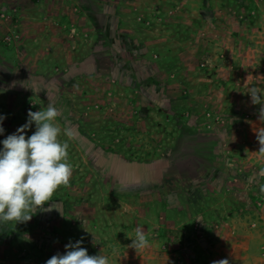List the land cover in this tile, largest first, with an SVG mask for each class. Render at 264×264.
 I'll return each instance as SVG.
<instances>
[{"label": "rangeland", "instance_id": "374dc122", "mask_svg": "<svg viewBox=\"0 0 264 264\" xmlns=\"http://www.w3.org/2000/svg\"><path fill=\"white\" fill-rule=\"evenodd\" d=\"M119 1L47 0L41 21L10 43L0 23L3 45L26 73L18 85L28 109L13 116L28 119L49 103L61 110L56 124L73 176L52 201L90 216L99 238L103 216L123 217L104 241L115 256L109 264H264V178L256 173L264 155L258 140L248 146L264 123L247 93L264 88V0H123L131 6L123 18L104 13ZM192 143L200 172L182 183ZM134 219L150 247L132 254ZM28 229L36 246L34 221ZM67 239L54 242L63 253ZM77 240L99 254L101 242Z\"/></svg>", "mask_w": 264, "mask_h": 264}, {"label": "clouds", "instance_id": "9594fccd", "mask_svg": "<svg viewBox=\"0 0 264 264\" xmlns=\"http://www.w3.org/2000/svg\"><path fill=\"white\" fill-rule=\"evenodd\" d=\"M247 93L252 104L261 105L258 118L264 123V88L252 86ZM60 115L61 110L51 103L43 110H29L27 122L0 141L3 145L0 149V225L29 222L38 209L44 210V205L53 200L61 186H70L73 165L69 162V144L59 139L61 128L56 121ZM4 119L0 115V134L4 133ZM33 124L35 131L26 136V130ZM257 140L258 152L264 155V127L257 129ZM129 238L132 243L128 247L137 253L150 247L149 234L143 226L137 225L135 237ZM24 239L30 237L25 235ZM98 240L95 237L93 244ZM81 245L82 240L69 241L63 254L56 253L45 264H109L107 255L101 252L89 255ZM212 264H229V260H216Z\"/></svg>", "mask_w": 264, "mask_h": 264}, {"label": "crops", "instance_id": "0c3cea01", "mask_svg": "<svg viewBox=\"0 0 264 264\" xmlns=\"http://www.w3.org/2000/svg\"><path fill=\"white\" fill-rule=\"evenodd\" d=\"M47 0H39V3H30L26 0H22L23 3L17 6L18 12L20 15L19 26L16 28V35L19 34L18 29L23 27L25 24L35 25L38 24L41 20V13L45 11V6ZM6 0L3 3H0V6L7 5ZM27 2V3H26ZM123 4L122 7L116 6L115 8L111 6H107L104 10L105 14H114L117 18L119 16L123 18L129 11H131V6L124 3L123 0L117 2L116 4ZM121 14V15H120ZM125 19V18H124ZM123 19V20H124ZM120 22V20L118 19ZM1 23V22H0ZM39 41V40H38ZM14 51L6 48L2 43V38H0V115L6 117L3 121V125L7 127L4 128L5 131L3 134H0V141H3L8 135L13 134L12 126H22L27 122L26 117L13 116L11 111H19L26 113L28 109L27 102V94L28 91L26 87H20L18 83L25 79L26 73L22 70V63L16 60L13 57ZM51 63V62H48ZM41 65V69L44 70L47 68V64L39 63ZM19 76V77H18ZM18 77V78H17ZM6 91H3L5 90ZM203 137V136H200ZM253 141L248 145L250 147H256L255 144L257 140V136L252 137ZM255 141V142H254ZM217 142V141H216ZM218 144V143H216ZM192 146L195 148V151L190 154V156L184 158L183 163L185 170L187 169L188 174L184 176L182 174V170L180 167V181L182 183H190L197 180L200 169L199 166L201 163L198 161L195 163L194 159L196 156L200 154L198 149V143H192ZM258 146V145H257ZM3 145L0 143V149H2ZM215 145L210 146V148H214ZM196 148L198 150H196ZM176 154L173 153V156ZM195 157V158H194ZM175 158V157H173ZM179 166V162L177 163ZM76 204H73L74 206ZM44 205V209L47 210H37L36 214L33 215L32 221L35 222V226L39 231L38 236L33 239L36 243V246H32V243L29 245V239H24V236L27 235L29 237V229L28 222L26 223H17L14 222L8 223L7 225H0V264H45V262L51 258L56 253L63 254V249H61L54 242L57 240L64 241V237H68L67 241H72L74 243V239H84L86 237H90L92 240L96 237L101 242V252L102 255H107L109 257V263H112V258L115 256L109 255L112 249L109 248V244H105L104 241L108 240L109 237L114 236L117 232L114 230L111 231L112 228L121 229L124 225L123 217L116 216L113 219L108 218V216H103L98 225L99 235L102 238L97 236V232L95 229L93 230L91 226V222L94 220L90 216H86L85 218L82 216L81 218L78 216V212H71L65 214L64 212V202L63 199L57 198L54 201H50L49 205ZM54 211V213H52ZM84 220H83V219ZM121 219V220H120ZM77 220V222H81L82 225L75 227L72 226V222ZM87 221V223H86ZM122 221V222H119ZM126 221V220H125ZM136 226L138 225L137 220H133ZM131 221V232L134 233L133 227L134 224ZM67 223V224H66ZM80 224V223H79ZM85 224V227H84ZM112 232V234H110ZM115 233V234H114ZM41 239L46 241V245L41 243ZM41 243V244H40ZM31 252L37 253L38 257H33V254H29V247ZM87 249L86 245L82 246ZM130 252L133 254L134 249L130 248ZM117 254V250L114 251ZM118 256V255H117ZM132 257H134L132 255ZM132 260V259H131ZM116 262V260H114ZM235 264H253L252 261H247L245 263H235Z\"/></svg>", "mask_w": 264, "mask_h": 264}, {"label": "built area", "instance_id": "2783aa9c", "mask_svg": "<svg viewBox=\"0 0 264 264\" xmlns=\"http://www.w3.org/2000/svg\"><path fill=\"white\" fill-rule=\"evenodd\" d=\"M17 8V6H0V22L4 24L7 29V34L3 39L4 43H10L16 39L17 35L15 30L18 28L20 21V15Z\"/></svg>", "mask_w": 264, "mask_h": 264}, {"label": "trees", "instance_id": "16d2710c", "mask_svg": "<svg viewBox=\"0 0 264 264\" xmlns=\"http://www.w3.org/2000/svg\"><path fill=\"white\" fill-rule=\"evenodd\" d=\"M262 169H264V167L263 168H260V170H257L256 171V173L258 174L257 176H258V178H264V175H261V170Z\"/></svg>", "mask_w": 264, "mask_h": 264}]
</instances>
